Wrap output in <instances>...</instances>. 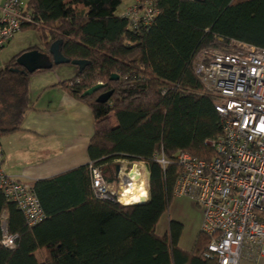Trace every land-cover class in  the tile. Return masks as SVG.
<instances>
[{
  "label": "trees",
  "instance_id": "16d2710c",
  "mask_svg": "<svg viewBox=\"0 0 264 264\" xmlns=\"http://www.w3.org/2000/svg\"><path fill=\"white\" fill-rule=\"evenodd\" d=\"M124 1L27 0L40 29L29 28L39 31L47 51L62 42L64 58L90 62L61 85L91 110L94 136L88 165L28 183L44 213L37 226L29 228L0 189V264H218L206 257L210 241L203 233L188 253L179 247L181 224L171 223L164 236L157 227L175 200L177 154L211 160L215 152L205 143L223 136L214 104L189 93L203 90L197 57L231 41L264 49V0H141L152 1L158 14L150 26L136 27L118 14ZM17 59L0 71V145L22 130L32 110V75ZM98 84L107 88L82 97ZM106 92H113L110 101L98 104ZM162 153L165 170L155 160ZM118 161L146 166L147 204L123 206L96 197L92 170L117 183ZM4 211L8 234L16 238L13 250L2 246Z\"/></svg>",
  "mask_w": 264,
  "mask_h": 264
},
{
  "label": "built area",
  "instance_id": "2783aa9c",
  "mask_svg": "<svg viewBox=\"0 0 264 264\" xmlns=\"http://www.w3.org/2000/svg\"><path fill=\"white\" fill-rule=\"evenodd\" d=\"M157 14L152 1L135 0L123 16L136 27L139 22L150 26ZM29 27L40 29L33 12L22 0H6L0 7V55ZM195 74L203 90L189 93L214 104L223 136L205 143L215 152L211 160L177 154L181 174L173 196L188 199L203 212L201 233L210 241L207 258L215 257L218 264H241L244 252L250 250L253 259H263L264 49L231 41L226 49L204 50L197 57ZM155 160L164 170L168 166L163 153ZM3 161L0 145V189L23 212L28 227L37 226L44 213L31 185L7 176ZM141 169L131 173L139 177L144 174ZM119 179L128 183L134 178L129 174L128 179ZM112 182L102 171L92 170L93 191L99 200L118 201V189H109ZM2 218V246L13 250L16 238L8 234L6 211Z\"/></svg>",
  "mask_w": 264,
  "mask_h": 264
},
{
  "label": "crops",
  "instance_id": "0c3cea01",
  "mask_svg": "<svg viewBox=\"0 0 264 264\" xmlns=\"http://www.w3.org/2000/svg\"><path fill=\"white\" fill-rule=\"evenodd\" d=\"M5 1L0 0V7ZM21 34L22 32L15 38ZM13 40L3 52L11 46ZM41 44L44 45L42 40ZM28 50L30 49L15 55L11 62L16 57L29 52ZM48 51L43 47V53ZM3 52L0 56H3ZM39 73L45 74L37 78L39 79V87L36 89L31 87V78L37 76L38 72L30 78L29 104L32 110L28 114L22 130L1 140L4 153L3 170L10 178L26 184L50 179L88 165V148L94 136V118L91 110L85 104L73 98L61 85L76 78L78 72L73 79L69 80L46 74L51 72ZM128 174L124 171V175ZM147 175L149 177L148 173ZM192 212L194 218L191 216ZM184 213L189 214L190 221L184 220ZM167 214L169 225L168 227L167 224L165 225L164 229L166 228V230L162 236L168 232L171 223L181 224L183 233L179 247L185 252H192L201 232L203 212L188 199L175 198ZM184 221L186 225L183 224ZM158 227L157 235H159ZM262 262H264V258L253 259L250 256V250L244 252L241 260V264H262Z\"/></svg>",
  "mask_w": 264,
  "mask_h": 264
},
{
  "label": "rangeland",
  "instance_id": "374dc122",
  "mask_svg": "<svg viewBox=\"0 0 264 264\" xmlns=\"http://www.w3.org/2000/svg\"><path fill=\"white\" fill-rule=\"evenodd\" d=\"M134 1L135 0H125L123 2V4L121 5V7L119 8L118 14H120L121 16L124 15L125 12L128 10V8L134 4ZM22 3L24 6H26L27 0H22ZM40 37H41L40 33H39V31H37V29L27 28L24 30V32L22 31V34L20 36H18L17 38H15V40H13L11 46L9 48H7V50L5 52H3V56H0V71L5 66L9 65L12 58L15 55H17L18 53H20L21 51H24L26 49H30L28 51L36 50L38 52L43 53V45L41 44V38ZM21 49H23V50H21ZM76 70H77V67H75L73 65H61V66L55 67L52 71H46V72H51V73H46V74H49L48 76L62 77V79L66 78L69 80V79H73L76 76L77 72L79 73V71L77 70V72H76ZM39 74H41V75H39ZM42 74H45V73H38L37 76H34V77L32 76L31 87L33 89H36L37 87H39L38 86L39 79H37V78L39 76H42ZM109 123L112 127H114V128L117 127V123H116L114 115L109 116ZM113 164L114 165L119 164L121 166V178H122V175L124 174V171H126V173L130 174L131 172H133V169H134L133 165H138V164H133V163L131 164V163L120 162V161L115 162ZM139 165H141V167H142L141 172H143V171L145 172L146 166H143L142 164H139ZM146 178L149 179L148 175H146ZM119 180L120 181H118V183H116V184H114L112 182V184L109 185V189L117 188L119 190L122 188L123 185L126 184L124 182V180L123 181H122V179H119ZM117 199L120 203H122L120 201V197H118ZM122 205L126 206L124 203H122ZM191 216H192V218H194L193 212H192ZM184 217H185L184 218L185 221H187V220L190 221V219H191L188 213H184ZM198 218H199V216H198ZM185 221L183 224L186 225ZM165 225L167 227L169 225L168 214L165 215L161 225L158 227L159 236H162V234L166 230V228L164 229ZM262 264H264V262H262Z\"/></svg>",
  "mask_w": 264,
  "mask_h": 264
},
{
  "label": "water",
  "instance_id": "95a60500",
  "mask_svg": "<svg viewBox=\"0 0 264 264\" xmlns=\"http://www.w3.org/2000/svg\"><path fill=\"white\" fill-rule=\"evenodd\" d=\"M194 1V0H191ZM201 1V0H200ZM62 42L60 43V46ZM60 46L54 44L48 51V53H41L36 50L26 52L20 55L17 59V65L23 68L28 74L32 75L37 72L50 71L53 67H58L61 65H73L78 68L79 74L84 71V69L90 64L87 61H69L64 56H62L60 51ZM112 80H118L117 76H113ZM107 86L103 84H98L89 90H87L82 97H90L96 94L97 92L106 89ZM113 92H106L102 94L98 99V104H107ZM115 170V180H118L121 177V166L119 164L114 165ZM130 177L137 179L138 175L136 173L130 174ZM139 205H145L148 203L147 198H140L138 201ZM120 203V202H119ZM122 204V203H120Z\"/></svg>",
  "mask_w": 264,
  "mask_h": 264
},
{
  "label": "bare ground",
  "instance_id": "6f19581e",
  "mask_svg": "<svg viewBox=\"0 0 264 264\" xmlns=\"http://www.w3.org/2000/svg\"><path fill=\"white\" fill-rule=\"evenodd\" d=\"M133 168H142L141 165H133ZM144 170V169H143ZM147 170V169H146ZM148 171L144 174L139 175L137 179H131L117 191V196L120 197V201L126 206L139 205L137 202L140 198L148 197V182L147 175ZM133 174V173H130ZM128 175H122V178L128 179Z\"/></svg>",
  "mask_w": 264,
  "mask_h": 264
}]
</instances>
